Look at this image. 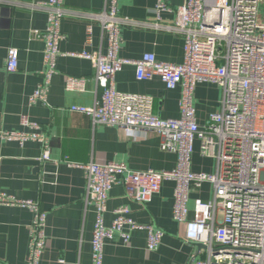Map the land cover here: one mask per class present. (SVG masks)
I'll return each mask as SVG.
<instances>
[{
    "label": "built area",
    "instance_id": "built-area-1",
    "mask_svg": "<svg viewBox=\"0 0 264 264\" xmlns=\"http://www.w3.org/2000/svg\"><path fill=\"white\" fill-rule=\"evenodd\" d=\"M119 1L105 0L101 13L87 15L98 22L106 36L107 50L105 54L83 51L76 56L92 64L100 96L91 107L73 105L69 111L88 116L92 126L120 129L131 139L140 133H154L161 139L160 150L176 154L177 163L170 171H132L122 163L69 164L83 169L84 204L95 209L92 264H103L107 241L119 238L127 244L135 230L146 231L148 251L158 248L163 232L153 225L136 223L128 207L113 211L109 227L103 217L113 185L121 183L130 201L145 205L164 181L175 183L172 217L183 226L184 241L194 248L188 264H264V0H185L174 10L157 0L154 13L158 20L162 11L175 14L173 25L162 29L183 38L180 65L160 62L152 53L138 60L119 58L120 29L145 25L122 17ZM15 4L13 0H0V6ZM30 7L47 15L45 31L32 33L43 39L45 48L43 80L29 98L30 104L45 105L59 55L61 20L66 15H80L66 11L63 0L36 2ZM91 36L92 26L88 24L87 46ZM125 65L135 68L139 81L157 77L167 90L180 86V117L160 119L153 113L151 97L118 93L114 76ZM17 66L18 50L9 48L5 70L13 73ZM199 83L215 84L221 89L220 109L203 125L196 123L193 108V94ZM85 84L83 78L67 77L65 89L82 93ZM20 123L32 132L0 131V140L20 145L37 142L42 147L38 160L51 161L48 139L38 132V125L26 116L20 117ZM195 141L199 142L200 155L215 161L214 173L190 171ZM204 183L211 185L212 198L195 202L189 218V191ZM0 205L26 208L32 213L27 260L28 264H38L45 247L46 214L33 201L2 193Z\"/></svg>",
    "mask_w": 264,
    "mask_h": 264
},
{
    "label": "crops",
    "instance_id": "crops-1",
    "mask_svg": "<svg viewBox=\"0 0 264 264\" xmlns=\"http://www.w3.org/2000/svg\"><path fill=\"white\" fill-rule=\"evenodd\" d=\"M18 4L0 6V131L32 132L23 127L20 117L36 123L49 142L51 161H39L42 147L37 142H3L0 140V193L18 200L37 203L46 214L45 247L38 264H92L91 240L95 221L93 206H85V177L79 166L90 162L122 163L132 171H170L177 156L160 150L161 139L154 133H140L135 139L115 127L92 126L88 116L72 113L73 105L91 107L100 96L87 59L76 54H105L107 38L98 22L87 15L101 13L105 0H63L66 15L60 23L62 39L58 44L55 73L48 86L46 104L29 103V98L42 83L45 43L33 32L43 33L47 15L30 4L47 0H13ZM173 10L185 0H163ZM157 0H120L119 14L131 21L145 24L120 29L119 58L138 60L152 53L160 62L180 65L184 41L180 35L162 27L173 25L174 12L162 11L159 20L154 9ZM92 26L91 43L87 46L86 27ZM159 26L160 28L156 27ZM18 50L15 72L5 70L7 50ZM67 77L86 80L85 91L65 89ZM118 93L147 96L153 99V113L160 119L180 117V86L167 90L159 78L139 81L132 65L123 66L114 76ZM221 89L211 83H199L193 94L195 121L203 125L209 115L220 109ZM215 161L202 157L195 141L190 156V171L212 174ZM174 181H164L157 194L145 205L130 201L121 183L108 193L104 224L109 227L113 211L120 206L130 210V217L140 225H153L163 232L155 251L146 249V231L130 233L127 244L119 238L104 245L103 264H188L194 251L183 238L184 228L174 221ZM212 198V187L204 183L191 188L187 207L193 216L195 202ZM32 213L15 206L0 205V264H28L29 226Z\"/></svg>",
    "mask_w": 264,
    "mask_h": 264
},
{
    "label": "rangeland",
    "instance_id": "rangeland-1",
    "mask_svg": "<svg viewBox=\"0 0 264 264\" xmlns=\"http://www.w3.org/2000/svg\"><path fill=\"white\" fill-rule=\"evenodd\" d=\"M219 217H220V215H219Z\"/></svg>",
    "mask_w": 264,
    "mask_h": 264
}]
</instances>
